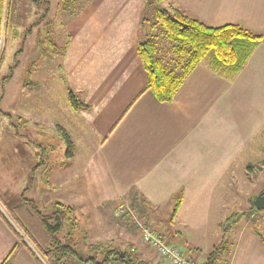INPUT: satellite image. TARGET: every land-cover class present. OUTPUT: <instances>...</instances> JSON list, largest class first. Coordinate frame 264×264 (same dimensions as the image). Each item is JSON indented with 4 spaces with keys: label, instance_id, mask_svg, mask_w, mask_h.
<instances>
[{
    "label": "rangeland",
    "instance_id": "rangeland-1",
    "mask_svg": "<svg viewBox=\"0 0 264 264\" xmlns=\"http://www.w3.org/2000/svg\"><path fill=\"white\" fill-rule=\"evenodd\" d=\"M46 1L37 5L32 0H8L0 26V213L11 222L13 235L17 230L35 249L49 238L39 220L27 218L20 206L14 210L24 197L42 215L49 214L55 202L75 209V228L66 225L56 236L62 240L67 236L81 256L95 249L99 259L101 249L95 244L134 250L139 256L136 242L149 246L142 236L146 226L197 264H204L202 259L222 238L229 242L227 264H264V247L255 233L264 236V208L252 207L264 188L263 139L250 140L227 165L219 166L218 178L210 183V200L189 204L183 225L175 220L177 211L171 216L173 195L182 188L156 205L134 186L116 198L102 196L97 187L87 188L84 170L94 153L131 104L143 92L152 93L144 90L133 53L137 43L152 37L169 67L175 54L172 42L155 23L154 3ZM69 90L78 108L69 103ZM133 92L120 112L124 103L118 104ZM18 118L22 119L15 121ZM58 124L74 143L71 157H65ZM196 146L203 154L205 146ZM204 159L199 157L196 164L202 166ZM19 219L27 220V227ZM35 255L43 263L38 251Z\"/></svg>",
    "mask_w": 264,
    "mask_h": 264
},
{
    "label": "crops",
    "instance_id": "crops-1",
    "mask_svg": "<svg viewBox=\"0 0 264 264\" xmlns=\"http://www.w3.org/2000/svg\"><path fill=\"white\" fill-rule=\"evenodd\" d=\"M165 3L185 10L208 26L239 23L263 37L233 76L213 70L205 56L184 79L171 102H160L151 92H143L84 170L87 188L97 187L102 196L112 198L122 196L134 186L149 203L156 205L170 200L182 188L175 220L183 225L189 204L203 198L210 200V183L214 176L218 178L219 166L227 165L230 156L250 140H264V0ZM133 53L145 83L136 47ZM134 93L124 96L118 104L124 103L120 112ZM197 143L205 146L203 154ZM199 157L204 159L202 166L196 164ZM92 172L97 173L93 176ZM16 242L0 216V263ZM136 244L139 256L147 263L158 259L149 246ZM7 264L38 262L19 245Z\"/></svg>",
    "mask_w": 264,
    "mask_h": 264
},
{
    "label": "trees",
    "instance_id": "trees-1",
    "mask_svg": "<svg viewBox=\"0 0 264 264\" xmlns=\"http://www.w3.org/2000/svg\"><path fill=\"white\" fill-rule=\"evenodd\" d=\"M145 1L148 6L155 4L153 9L155 23L161 27L165 37L172 42V50L175 54L173 66L169 67L159 57L152 37H146L137 43V53L146 73L144 90H151L160 102H170L185 77L207 55L210 57L209 65L213 70L223 73L227 77L235 75L243 67L253 49L263 39L261 33L254 32L239 23H228L212 27L177 6L171 4L163 6L162 3L166 0ZM32 2L38 5L47 1L32 0ZM7 3L8 0H0V26L3 23ZM51 46L53 47V43ZM7 77L9 76L7 75L3 79L7 80ZM68 100L74 108H78V101L72 90H69ZM21 119L18 118L15 121L18 122ZM16 125L14 124V126ZM18 125L20 126V122ZM56 130L60 133L65 144V157H71L74 148L72 139L61 125L58 124ZM260 193L264 194V188ZM182 197V189L173 195L172 217L179 208ZM18 206L26 211L27 218L31 217L32 221L36 223L39 220L41 229L49 235V238L47 237L45 245L35 249L32 245L26 244L24 237L16 230L17 242L0 264H7L19 245H23L38 264L43 263L35 255V251L39 252V255L47 264H82V262H85V264H105L119 253H122V261L126 264H146L145 260L134 254V250L131 248L133 244L130 245L132 252L95 244L99 245V248L96 249H101L99 251L101 257L98 259V253L95 249L92 250L91 254L81 256L69 244L67 236H64V240L57 238L56 234L63 227L68 225L70 229H74L77 224L75 209L70 205L55 202L53 210L47 215H42L35 203L24 197L21 198L19 205L14 207V210L15 208L18 209ZM252 207L254 206L252 205ZM0 216L12 229L8 218L1 213ZM16 217L17 211L14 213V218ZM19 221L26 226L27 220L19 219ZM255 233L264 247V236L258 230H255ZM228 251L229 242L227 239L222 238L207 253L204 264H227L229 261Z\"/></svg>",
    "mask_w": 264,
    "mask_h": 264
},
{
    "label": "built area",
    "instance_id": "built-area-1",
    "mask_svg": "<svg viewBox=\"0 0 264 264\" xmlns=\"http://www.w3.org/2000/svg\"><path fill=\"white\" fill-rule=\"evenodd\" d=\"M145 242L156 252L157 260L148 264H197L190 260L178 247L163 241L150 227H143ZM43 264H47L43 261ZM106 264H126L121 260H110Z\"/></svg>",
    "mask_w": 264,
    "mask_h": 264
},
{
    "label": "water",
    "instance_id": "water-1",
    "mask_svg": "<svg viewBox=\"0 0 264 264\" xmlns=\"http://www.w3.org/2000/svg\"><path fill=\"white\" fill-rule=\"evenodd\" d=\"M252 204L257 209L264 208V194L262 193L257 194L255 198L252 200ZM111 259H121L122 260V253H119L117 256H114Z\"/></svg>",
    "mask_w": 264,
    "mask_h": 264
}]
</instances>
